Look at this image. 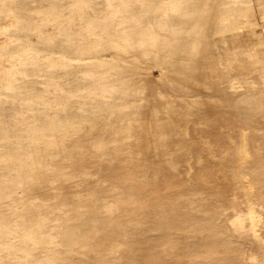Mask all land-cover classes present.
I'll list each match as a JSON object with an SVG mask.
<instances>
[{"label":"bare ground","instance_id":"6f19581e","mask_svg":"<svg viewBox=\"0 0 264 264\" xmlns=\"http://www.w3.org/2000/svg\"><path fill=\"white\" fill-rule=\"evenodd\" d=\"M106 1L97 3L101 8L96 10L88 1L70 0L69 22L61 19L46 27L30 22L28 29L36 35L34 39L0 32V75L14 81L12 72H19L16 66L21 60L34 63L36 57L47 58L52 50L38 48L35 43L46 31L50 35L61 28L69 34L80 31L75 40L82 41L95 35L88 32L96 21L106 18L126 23L122 0ZM162 1L168 2L172 12L180 2ZM257 1L264 5V0ZM0 11H7L0 31L11 26L21 29L17 11ZM47 16L45 12L35 21H45ZM246 21L229 30L236 39L230 46L229 39L221 37L200 54V47L190 42L188 55L176 60L177 64L146 62V74L138 79L142 84L154 81L149 77L153 69L158 80L186 86L174 91L154 88V94L171 101L173 109L162 102L159 112L138 110L133 124L128 120L120 124L121 132L135 126L137 137L130 149L126 150L123 135L110 134L111 120L106 115L94 120L89 137L80 138L82 143L77 146L81 150L74 149L71 139L58 145L55 153H36L26 170L14 168L16 176L25 174L23 181L29 182L30 189L38 190L30 195L45 199L43 204L23 203V207L33 206L34 210H19L15 217L24 218L26 226L33 223L34 242L40 244L44 239L47 262L52 264L58 258L57 264H264V7L258 20L253 16ZM156 25L158 34L170 35L165 20ZM182 31L200 40L201 28L191 26ZM50 35L44 38L46 44L51 41ZM242 36L251 38L245 46L239 42ZM19 40L22 48L18 52L2 50L6 42ZM149 40H154L152 34ZM198 57L214 58V66H195L193 61ZM172 75L185 76L174 79ZM150 105L154 107L155 102ZM188 116L194 118L189 125L191 135L186 137L183 122ZM232 116L240 126L224 123ZM150 139L154 141L147 142ZM93 147L91 152L89 148ZM145 147L153 153L149 160L142 159ZM217 147H226L223 157L228 159L199 158L189 165L196 169L189 176L177 165L186 151L214 154ZM212 162L225 166L215 171L209 166ZM114 170L120 176L101 185L100 177ZM6 174L5 183H0V196L16 190ZM46 177L52 179L55 190L49 189L50 179ZM252 189H256L259 209L250 197ZM233 190L241 192L243 198L229 197ZM196 192L203 195L197 197ZM3 229L11 233L0 238V244L11 243L14 232H22L20 228ZM24 239L29 241L28 237ZM41 255L36 250V260L40 261Z\"/></svg>","mask_w":264,"mask_h":264},{"label":"rangeland","instance_id":"374dc122","mask_svg":"<svg viewBox=\"0 0 264 264\" xmlns=\"http://www.w3.org/2000/svg\"><path fill=\"white\" fill-rule=\"evenodd\" d=\"M88 1L92 8L98 10L104 0ZM175 4L173 12L168 2L162 0H147L143 6V0H122L124 13L128 17L113 22L103 19L93 23L94 29L88 32L91 36L86 40H75L80 31L69 34L61 30L50 35L48 31L41 34V39L35 41L38 48L52 50L47 58L36 57L34 63L23 59L16 66L13 73L14 81L0 75V183H5L7 174L13 179L15 191L3 193L0 196V228L8 227L9 230L21 229L14 232L11 243L0 244V264H50L45 258L44 239L36 244L33 239L34 225L26 226L24 218L15 217L19 210H27L31 213L33 206L23 207V203L33 205L43 204V197L33 196L30 193L37 189H30L29 182L23 181L25 174L16 176L14 168L26 170L29 161L38 152H52L58 150V145H65L73 139L75 150H81L77 145L82 143L81 137H89L94 120L102 119L108 115L111 123V133L123 135V143L131 148V142L136 140L135 126L125 131L120 124L129 121L133 124L137 120L138 110L144 112L150 110L160 111L164 102L166 108L171 101L164 99L158 93L154 94V88L163 90H176L184 84L176 81L165 82L158 80V76L150 70L149 77L154 81L150 84H142L138 81L146 74L147 61L171 62L185 58L189 52V43L195 42L199 46V53L205 51L208 44L212 45L215 40L226 37L229 46L232 38L229 30L240 21L251 19L253 16L258 20L259 11L264 7L257 0H179ZM110 4V1H106ZM70 0H0V9L13 8L21 15V29L9 27L6 31H0L6 35H13L21 39L36 38V35L28 29L30 22L43 26L56 24L63 19L69 22L70 10L67 7ZM85 6V4H84ZM37 10H40L37 13ZM47 12V20H36ZM164 12V15L161 13ZM7 11H0V23L4 21ZM258 14V15H257ZM86 15V12L85 14ZM165 20L167 34L157 33V21ZM74 25L75 22H72ZM191 26L201 28L200 40L197 42L182 30H188ZM257 29L260 28L256 26ZM152 34L154 40H149ZM48 35L51 41L46 44L44 38ZM1 38V35H0ZM247 37H240V44L249 41ZM236 40V39H235ZM143 42V44H141ZM225 43V46L228 45ZM22 48L21 42L9 41L2 45L3 51L18 52ZM214 58H197L193 61L195 66L211 65ZM13 71V69H12ZM185 75H172L174 79L183 78ZM203 84H191V87H200ZM208 85V84H206ZM212 86H224V84H212ZM110 91V95L103 93ZM140 91V92H139ZM127 93V94H126ZM171 100V98H170ZM152 107L150 104H154ZM144 106L140 108L139 106ZM142 118L141 116H138ZM194 116H188L183 126L187 128L186 137L191 135L189 125ZM225 124L240 126L232 116ZM264 127V122H262ZM35 127L40 130H34ZM120 128L121 130H119ZM154 141L153 139L147 142ZM184 152L183 148H177ZM226 147H217V152L210 154L203 150L191 149L186 155L179 158L177 164L184 175H194L196 169L189 167L199 158L228 159L223 157ZM93 152V148H89ZM215 150V151H216ZM153 157L149 147L143 148L142 159L149 160ZM26 160V162H25ZM218 165L212 162L209 166L215 171H220L225 164ZM194 166V165H193ZM120 176L117 170L108 176H102L99 183L115 181ZM50 179V177H46ZM50 179V190H55ZM256 189L250 192L253 205L256 209L261 204L255 198ZM197 197L203 195L196 192ZM243 194L233 190L229 197L243 198ZM42 208V207H41ZM42 210V209H41ZM28 222V220H26ZM32 222V220H30ZM44 220L42 224L44 225ZM10 232L4 229L0 231V238L8 237ZM264 235V234H263ZM25 237L29 238L24 242ZM23 240V242H21ZM58 249V248H57ZM55 248V250H57ZM36 250L42 253L41 259L36 260ZM115 254V249H113ZM59 263L55 258L52 264Z\"/></svg>","mask_w":264,"mask_h":264}]
</instances>
